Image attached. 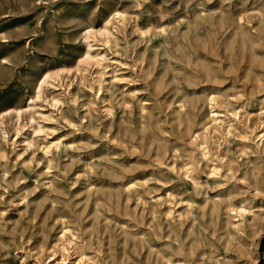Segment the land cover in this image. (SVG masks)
I'll return each instance as SVG.
<instances>
[{"label": "rangeland", "instance_id": "1", "mask_svg": "<svg viewBox=\"0 0 264 264\" xmlns=\"http://www.w3.org/2000/svg\"><path fill=\"white\" fill-rule=\"evenodd\" d=\"M112 8L102 64L79 63ZM46 70L43 131L17 135ZM212 95L233 123L209 130L216 175L195 138ZM1 114L0 264L62 244L61 264H264V0H0Z\"/></svg>", "mask_w": 264, "mask_h": 264}, {"label": "bare ground", "instance_id": "2", "mask_svg": "<svg viewBox=\"0 0 264 264\" xmlns=\"http://www.w3.org/2000/svg\"><path fill=\"white\" fill-rule=\"evenodd\" d=\"M127 13L126 11L124 10H121L119 8H112L109 12V14L107 15V17L105 18L104 20V24L99 27V28H95L94 25H88L86 26L82 31H81V39H82V42L83 44L86 46V50H84V52L81 54V56L78 58V62L81 63V64H86V65H93V64H96L97 65H100L102 64L100 62V60L104 57L102 55H100V53H97L95 52V50H97L96 48H98V46H96V44H94L92 42L93 39H97V37L100 35L103 37L102 41L103 44L104 43H108L110 41V35L111 32H110V29H109V25L113 22V20L115 19H118V21H123L127 18L126 17ZM117 26V25H116ZM244 35V33H243ZM116 36V35H115ZM101 37V38H102ZM114 37V36H113ZM101 41V42H102ZM115 41V40H114ZM105 44V45H106ZM100 45V44H99ZM102 45V44H101ZM100 47V46H99ZM100 51V50H99ZM106 55V54H104ZM3 62H7L6 59H3ZM78 63V64H79ZM80 66V65H79ZM83 66V65H82ZM81 66V67H82ZM103 66V65H102ZM80 68V67H79ZM82 69V68H81ZM81 71V70H80ZM82 72V71H81ZM85 72V71H84ZM83 74V73H82ZM116 74V73H115ZM84 75V74H83ZM114 75V74H113ZM99 77V76H98ZM112 77V76H111ZM114 77V76H113ZM64 76L61 75V73H53L51 72L50 70H46L44 71L37 79V82H36V86H35V94L30 96L29 97V101L25 104V105H22V106H19V107H16L14 108V115L16 116V125H15V131H16V134L19 135L20 133H23V130L24 129H27L28 131L30 130L31 132L35 133V134H38L40 132L43 131V126L39 124V121L37 120V118L35 117V113L34 111L37 109L39 110L38 108L39 107H42V106H38V104L36 105L37 101L39 99H42V95H43V90L44 88L47 86H50L51 88L52 87H55L57 88L58 86H56L55 83H59L58 81L60 80H63ZM102 79V77H100ZM100 78L98 82L101 83V80L100 81ZM115 78H117V76H115ZM107 81V80H106ZM96 82V80H95ZM106 83V82H105ZM103 84V83H102ZM61 85V84H60ZM101 87V86H100ZM54 89V88H53ZM56 90V89H55ZM212 94V93H211ZM210 95V94H209ZM53 105H57L60 103V100L58 97H53ZM179 106H186L185 103L181 102V104ZM144 107V106H143ZM220 103L217 99V97L215 95H212L210 98H209V108H210V118L212 123L210 122V124L206 123V125L204 126V130H203V133L202 132H197L195 134V138L196 140L199 138V141H197V148L198 150L200 151V155L201 157L204 159H207V160H210V161H214L213 159L210 158V156L213 154H211V147L209 145V137H208V134L211 133V131L209 132L210 129H212L213 126L215 127H218V126H223L225 123H227L228 125H232L233 123L229 122L231 120H227L226 119V116L228 115L227 113L223 112V110L220 108ZM185 108V107H184ZM109 109V108H108ZM226 110V109H224ZM8 111L10 110H6V111H3L2 114H5L7 113ZM1 114V115H2ZM227 114V115H226ZM236 114V113H235ZM236 116V115H235ZM228 117V116H227ZM2 118H4V116L2 115L0 117V123H3L4 121L1 120ZM24 118H26V122H24ZM235 118V117H234ZM238 120V119H237ZM36 123L39 124V127L36 126ZM28 125V126H27ZM264 129V128H263ZM218 130V129H217ZM252 131V130H251ZM264 131V130H262ZM209 132V133H208ZM230 132V128L227 130V133ZM24 134V133H23ZM22 134V135H23ZM259 134V133H258ZM7 135V134H6ZM212 137V135L210 136ZM259 139H258V143L260 144V142H263L264 141V132H262L261 134L258 135ZM7 138V137H6ZM29 143V142H28ZM61 144V140H57V141H52L50 145H45L46 148H50L52 145H54L55 147H59ZM53 146V147H54ZM45 151H48L45 150ZM211 162V163H212ZM214 163V162H213ZM198 164V162H197ZM232 168V166H231ZM219 167L216 163H214V165L212 166V172L211 174L212 175H216L218 172H219ZM185 170L187 172H189L191 170V166H186L185 167ZM190 202V201H189ZM192 205V204H191ZM216 206V205H215ZM249 208V207H248ZM234 210L236 209V212H238L237 215H239L240 217L238 218L239 221H243L244 219H246V211H249L247 210L246 208L244 207H240L239 209L236 207H232L231 210ZM238 210V211H237ZM235 211V210H234ZM250 212V211H249ZM252 222L251 224L254 225V220H255V213L253 211V215H252V218H251ZM239 223V222H238ZM237 223V224H238ZM238 226V225H237ZM241 227V226H240ZM63 236H65L67 233H70L71 237H68L70 238V243L72 244V246L76 247V234L74 232H72V229L69 228L68 226L64 227L63 230ZM69 235V234H68ZM58 247V250L60 252H62V258L61 259H55L54 257L52 258L53 262H49V264H61L62 262L65 261V258H64V251L68 250L67 249V245L65 244H62V245H59L57 246ZM69 252V251H68ZM56 254V253H55ZM90 259V258H89ZM94 264V263H93Z\"/></svg>", "mask_w": 264, "mask_h": 264}]
</instances>
